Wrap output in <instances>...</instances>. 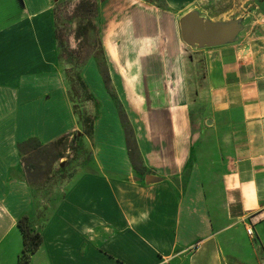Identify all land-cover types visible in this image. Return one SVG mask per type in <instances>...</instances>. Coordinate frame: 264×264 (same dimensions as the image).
<instances>
[{"label": "crops", "instance_id": "obj_1", "mask_svg": "<svg viewBox=\"0 0 264 264\" xmlns=\"http://www.w3.org/2000/svg\"><path fill=\"white\" fill-rule=\"evenodd\" d=\"M54 3L0 0V264H18L24 215L43 237L30 264H264V0L101 2L115 98L96 72L109 118L93 113L82 69L90 136L59 61ZM190 12L240 22L238 39L186 43ZM81 135L87 157L57 163L74 172L65 191L29 184L20 144Z\"/></svg>", "mask_w": 264, "mask_h": 264}, {"label": "rangeland", "instance_id": "obj_2", "mask_svg": "<svg viewBox=\"0 0 264 264\" xmlns=\"http://www.w3.org/2000/svg\"><path fill=\"white\" fill-rule=\"evenodd\" d=\"M80 0H55L53 11L55 14V26H56V37L58 39V49H59V61L64 67L67 82L69 85V93L74 106L78 107L79 112L87 114L86 108L87 104L92 106L93 102H88L86 100L87 93L82 91L80 87L76 86V90H73L72 86H75L77 83V76L79 73L84 71V78L88 85H90V91L96 96L98 100V106L93 110V113L98 111L100 118L101 115H104L106 118H109L107 114L108 108L104 104L103 95L105 96L106 91L103 87L96 86V77L102 74L98 72L97 64L101 68H105V61L103 58V50L101 39L98 36V27L95 23L96 19L91 17H77L75 12V7ZM98 6L104 0H96ZM159 1V0H158ZM94 20V21H93ZM90 22L93 25H96V30L90 25ZM80 25L82 26L80 29ZM84 25L88 26L87 34L79 33L85 32L83 28ZM89 61L95 63V67L91 64H88ZM87 66V67H86ZM97 72V73H96ZM103 78V77H102ZM103 97V98H102ZM95 107V106H94ZM97 109V110H96ZM106 118L104 120H106ZM102 119V118H101ZM100 119V121H101ZM71 140L69 138L65 143L60 146L56 153L60 154L68 159L70 164L72 161L79 158H85L88 155V151L82 145L83 137L76 138L75 143L71 147ZM35 151L31 147L25 148V159H30L34 156ZM36 160V159H35ZM60 160H51L48 164H43V171L48 173L44 178L39 179L38 183H34L35 188H46L49 190L59 189L65 191L67 188V183L74 176V172L69 167H64L63 169L57 167V163ZM36 182V181H35ZM48 183V185H46ZM38 263V260L36 261Z\"/></svg>", "mask_w": 264, "mask_h": 264}, {"label": "trees", "instance_id": "obj_3", "mask_svg": "<svg viewBox=\"0 0 264 264\" xmlns=\"http://www.w3.org/2000/svg\"><path fill=\"white\" fill-rule=\"evenodd\" d=\"M155 1L159 2L160 0L159 1L155 0ZM98 8L99 6L96 0H80L77 6L75 7L74 14L79 18L88 16L91 17L92 19H96L98 14ZM92 23L94 22H90V25L93 27L94 30H96L97 29L96 25L95 24L93 25ZM81 27L82 26L80 25L79 29ZM83 28L85 29V32H79V33L87 34L88 26L84 25ZM101 74L109 94L111 95V97L115 98V94L111 90V80L106 67L101 68ZM76 86L80 87L82 91H85L87 93L86 96L87 101L93 100V97H91V95L87 91V86L81 77V73H79L77 76L76 85L72 86L73 90H76L75 89ZM74 111L79 116L81 123L83 124L85 134L90 136L93 132V118L88 116L84 112L80 113L76 105L74 106ZM120 119L125 130L126 144H127L130 160L132 162L133 167L136 170H140L139 169L140 157L138 154L137 146L135 144L134 133L127 118V115L122 110H120ZM68 139H69L68 136L63 137L58 141L47 145L41 144L36 139H31L19 145V149L22 154V161L25 168L27 181L29 182V184L34 186V183H38L39 179L44 178L48 173H50V169L47 170V172L43 171L44 163L48 164L51 160H61L62 158H64L63 156H60V154L56 153V151ZM75 141H76L75 139L71 140V147L73 146ZM26 147H31L35 151L34 156L30 159H25ZM17 224L23 236V249L19 257L18 264H30L32 256L40 249V247L43 244V237L40 232L34 229L27 215L22 216L18 220Z\"/></svg>", "mask_w": 264, "mask_h": 264}, {"label": "water", "instance_id": "obj_4", "mask_svg": "<svg viewBox=\"0 0 264 264\" xmlns=\"http://www.w3.org/2000/svg\"><path fill=\"white\" fill-rule=\"evenodd\" d=\"M240 22L215 24L203 19L197 12H190L180 20V29L183 40L194 46L212 47L218 44L234 42L238 39L241 30ZM154 178L148 176L147 183H153Z\"/></svg>", "mask_w": 264, "mask_h": 264}, {"label": "built area", "instance_id": "obj_5", "mask_svg": "<svg viewBox=\"0 0 264 264\" xmlns=\"http://www.w3.org/2000/svg\"><path fill=\"white\" fill-rule=\"evenodd\" d=\"M247 233H248L249 235H252L253 231H252V228H251V227L247 229Z\"/></svg>", "mask_w": 264, "mask_h": 264}]
</instances>
